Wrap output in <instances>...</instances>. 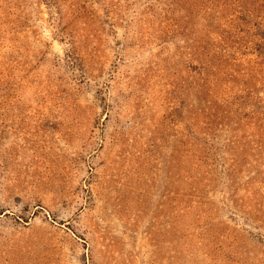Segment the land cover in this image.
<instances>
[{"label":"rangeland","instance_id":"1","mask_svg":"<svg viewBox=\"0 0 264 264\" xmlns=\"http://www.w3.org/2000/svg\"><path fill=\"white\" fill-rule=\"evenodd\" d=\"M193 3L0 0V264H264L257 0Z\"/></svg>","mask_w":264,"mask_h":264},{"label":"trees","instance_id":"2","mask_svg":"<svg viewBox=\"0 0 264 264\" xmlns=\"http://www.w3.org/2000/svg\"><path fill=\"white\" fill-rule=\"evenodd\" d=\"M213 1L214 0H194L193 6H191V7L194 8L197 6V4H200L202 7H204L207 10H214V8H215L217 13H221V12L226 11L225 8L219 9V7H217V5H214ZM225 4L226 3H224V5ZM239 7H241V6H239ZM237 13H238V15L235 16V19L233 20L234 22H236L233 27L238 28V29L240 28V30L243 26H250L251 25V27H253L252 29L255 30V32H257L254 34L257 37V44H256V48H255V51H257V59L264 60V0H257V21H255V20L253 21V20L248 19L249 17H246V16H248V12L245 13V10H243L242 8L239 9L237 11ZM209 17H210V15H209ZM222 33H226V32L222 30L221 34ZM208 35L213 36L216 34L214 32H209ZM225 42H226V39L222 38L221 43L224 44ZM220 51H221L222 55L219 56V58H221V59L225 58L228 55H232L227 51L226 48L221 47ZM261 64H264V63H262V61H257V82L264 79V68L261 67ZM220 73L222 75L226 74L223 69L219 70V72L217 74H220ZM205 90H206V93H208V91H209V93L211 95H213L215 97V99L220 101L225 106H228V105L234 104V103H238L243 98L242 96H238V92L242 91V90L232 91L231 88H230V90H228L225 87H223L219 82H216L213 85L212 89L206 87ZM229 97L233 98L234 101H229V99H230ZM258 112H260V107H257V113ZM246 116L247 115H245L244 117H246ZM206 117L208 119H210L208 115ZM257 120L261 121V120H264V118H257ZM262 134H264V133H262Z\"/></svg>","mask_w":264,"mask_h":264}]
</instances>
